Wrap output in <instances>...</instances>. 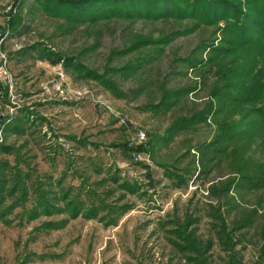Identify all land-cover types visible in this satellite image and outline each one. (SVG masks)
Masks as SVG:
<instances>
[{
  "label": "rangeland",
  "instance_id": "374dc122",
  "mask_svg": "<svg viewBox=\"0 0 264 264\" xmlns=\"http://www.w3.org/2000/svg\"><path fill=\"white\" fill-rule=\"evenodd\" d=\"M15 2L0 0L2 29H7L6 14ZM25 23L27 28L21 34L8 35L0 42V82L8 89V96L0 101V112L3 117L15 118L26 111L36 122L25 126L24 135L0 134V143L18 150L11 155L0 154V159L28 174L30 186L40 182L59 198L65 192L83 209L79 216L65 208L28 221L22 216L23 209L16 208L0 221V264H188L178 252L176 245L181 241L175 229L192 215L198 221L193 226L198 236L205 241L213 239L210 214L218 201L208 190L231 173L227 161L208 176L200 169L201 154L195 147L213 138L215 126H202L181 136L155 155L140 153L142 159L138 161L137 153L123 146L136 147L140 132L145 133L146 141L152 131L164 134L175 116L202 108L208 91L191 96L174 115L143 112L139 108L154 98L153 89L135 98L130 93L132 82L120 79L128 96L117 99L94 81L75 80L61 66L19 54L36 44L72 54L92 44L94 36L64 34L59 29L61 22L39 13L25 14ZM135 29L147 33L164 27L138 23ZM109 30L104 29L100 48L86 60L92 67L101 68L110 49L122 44L123 25H113ZM197 41L195 36L183 38L173 47L184 54ZM167 74L165 68L162 78ZM167 79L171 87L186 83L174 75ZM173 173L185 177L188 184L178 189ZM125 182L137 184L139 193L121 188ZM32 192L31 188V197ZM11 202L7 199L6 204ZM65 205L61 201L59 207ZM32 207L33 198L26 204L27 209ZM94 207L97 216L86 215L85 211ZM48 224L56 228H48ZM251 236L238 247L247 264L259 257V246ZM210 254L212 264H222L225 259L217 245Z\"/></svg>",
  "mask_w": 264,
  "mask_h": 264
},
{
  "label": "trees",
  "instance_id": "16d2710c",
  "mask_svg": "<svg viewBox=\"0 0 264 264\" xmlns=\"http://www.w3.org/2000/svg\"><path fill=\"white\" fill-rule=\"evenodd\" d=\"M35 13L61 22L59 29L64 34H86L94 36L95 41L72 54L41 44L19 54L61 66L75 80L94 81L117 99L128 96L120 79L132 82L130 93L135 98L153 89L154 98L139 108L143 112L174 115L190 102L191 96L208 91L202 108L175 116L164 134L152 131L146 143L134 148L125 145L123 149L152 156L181 136L202 126H215L213 138L195 147L206 176L224 161L231 170L228 178L213 183L208 190L218 201L210 214L214 238L201 239L193 227L198 221L188 215L175 229L182 243L176 245L178 252L188 264H212L210 253L217 245L225 254L222 264H247L238 247L252 235L259 246V257L249 264H264V0H16L6 14L7 29L0 27V32L21 34L27 28L25 14ZM138 23L161 25L164 29L143 33L135 29ZM113 25H123L122 44L110 49L101 68L92 67L86 60L100 48L104 29L110 31ZM192 36L198 41L188 52L174 50L176 41ZM165 68L169 74L162 78ZM170 75L186 83L171 87L167 79ZM7 96L8 89L0 82V101ZM31 117L26 111L15 118L3 117L0 112V134L24 135L25 126L36 122ZM13 153L18 150L0 143V154ZM172 175L178 189L188 184L182 175ZM29 180L17 165L0 159V221L18 207L28 221L65 208L74 216L82 212L83 207L65 192L59 198L40 182L30 186ZM120 187L131 194L140 190L137 184L126 182ZM32 198L33 207L27 209ZM7 199L12 202L6 204ZM61 201L65 207H59ZM85 212L96 217L98 209Z\"/></svg>",
  "mask_w": 264,
  "mask_h": 264
},
{
  "label": "built area",
  "instance_id": "2783aa9c",
  "mask_svg": "<svg viewBox=\"0 0 264 264\" xmlns=\"http://www.w3.org/2000/svg\"><path fill=\"white\" fill-rule=\"evenodd\" d=\"M8 36V33L7 34H5V35H2L1 33H0V42H4V40L6 39V37ZM4 68V67H3ZM3 73H2V69L0 70V77H1V75H2ZM144 143H146V135H145V133H142V132H140V133H138L137 134V136H136V141H135V145L136 146H138V145H142V144H144ZM140 159H142V154H136L135 155V160L136 161H138V160H140Z\"/></svg>",
  "mask_w": 264,
  "mask_h": 264
}]
</instances>
